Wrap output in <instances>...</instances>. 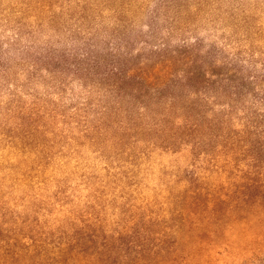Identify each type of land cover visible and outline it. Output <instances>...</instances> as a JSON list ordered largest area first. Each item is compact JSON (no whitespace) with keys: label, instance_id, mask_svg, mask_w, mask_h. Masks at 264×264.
<instances>
[{"label":"rangeland","instance_id":"1","mask_svg":"<svg viewBox=\"0 0 264 264\" xmlns=\"http://www.w3.org/2000/svg\"><path fill=\"white\" fill-rule=\"evenodd\" d=\"M156 62L168 96L206 88L220 134L264 130V0H0V264H264L257 216L212 224L185 196L227 184L222 137L129 128L155 117L113 83Z\"/></svg>","mask_w":264,"mask_h":264},{"label":"trees","instance_id":"2","mask_svg":"<svg viewBox=\"0 0 264 264\" xmlns=\"http://www.w3.org/2000/svg\"><path fill=\"white\" fill-rule=\"evenodd\" d=\"M157 64L139 67L134 75L126 72L113 83L116 90L121 92L122 100L134 97L137 100L135 102L139 103V109L144 108L145 111L139 113L141 117L143 112L155 117L150 126L141 125L134 120L129 128L141 129L138 133L140 139L148 138V142L158 143L163 149H174L187 140L196 147H201L206 140L210 145L214 139L222 137L225 143L221 145V150L236 154L233 155V160L230 159L231 163L222 165L227 184L216 187L190 185L185 196L190 204L200 209L202 220L218 224L223 218H231V214H235V220L239 221L245 219L246 214L252 213L264 228V158L261 157L264 144L258 141L264 130L261 129L258 137L250 141L232 132L220 134L223 117H208L209 107L201 104L203 99L206 101L209 97L205 95L206 88L203 87V92H200L195 85H191L195 89L190 94L197 95L194 99L193 96L189 98V95L181 96L177 93L168 96L163 89L172 82L171 68L161 63L162 68L158 69ZM196 75L198 79L200 73ZM210 77H203L200 81L205 86H210L215 82ZM176 85L174 83L172 86ZM244 142L246 143L242 144ZM237 143H241L239 148ZM244 155L249 156L251 161L247 167L238 168L235 165L237 156ZM185 200V197L182 198L181 203L187 204ZM186 212L185 207L178 210L179 215Z\"/></svg>","mask_w":264,"mask_h":264}]
</instances>
